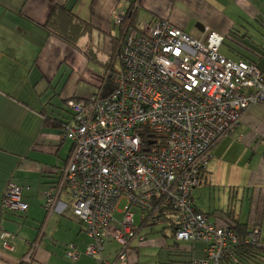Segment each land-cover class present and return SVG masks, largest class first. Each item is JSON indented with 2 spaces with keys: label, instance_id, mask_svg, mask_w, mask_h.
<instances>
[{
  "label": "built area",
  "instance_id": "obj_1",
  "mask_svg": "<svg viewBox=\"0 0 264 264\" xmlns=\"http://www.w3.org/2000/svg\"><path fill=\"white\" fill-rule=\"evenodd\" d=\"M124 15L116 14L114 23L120 25ZM222 42L221 34L206 28L196 37L166 19L142 20L122 34L117 66L104 78L108 87L105 80L98 92L66 100L71 119L61 125L59 139L72 147L60 180L44 191L43 207L49 213L61 195L68 196L89 238L85 254L98 264H114L102 255L107 240L122 246L115 256L120 261L132 240L145 241L136 215L142 224L171 215L176 241H202L203 257L189 264H224L239 242L233 228L210 221L191 197L213 145L244 110L264 103V68L226 57ZM1 206V212H25L22 188L8 182ZM10 237L0 225L6 250L12 249ZM259 240L254 227L246 241ZM37 245L29 244V256ZM64 256L77 260L79 251L69 243Z\"/></svg>",
  "mask_w": 264,
  "mask_h": 264
},
{
  "label": "crops",
  "instance_id": "obj_2",
  "mask_svg": "<svg viewBox=\"0 0 264 264\" xmlns=\"http://www.w3.org/2000/svg\"><path fill=\"white\" fill-rule=\"evenodd\" d=\"M58 5L91 25L75 45L45 25ZM184 7L198 21L200 34L206 28L229 36L235 51L223 48L222 54L234 60L243 56L264 68V0H0V225L11 233L12 245L6 250L0 243V264H98L85 254L89 238L68 196H61L49 213L43 207L44 191L62 174L72 147L70 140L59 139L61 124L71 119L65 100L84 97L78 90L81 82L91 85L93 94L98 92L97 73L89 61H100L104 68L117 52L122 27L114 23L116 14L135 9L134 21L166 19L185 31L186 24L176 16ZM99 50H107L102 60ZM114 62L115 56L110 67ZM55 104L63 110L61 115L55 114ZM8 182L23 188L25 212H1ZM212 189L226 196V207H211ZM191 197L196 208L219 225L233 221L247 236L259 227L264 244V103L244 110L236 127L213 145ZM137 226L146 239L132 240L124 261L115 260L117 248L104 249L103 257L114 264H136L139 248L157 243L142 231L146 226L140 228V221ZM35 242L36 250L29 256V244ZM69 242L79 251L77 260L64 256ZM173 243L196 259L204 255L201 241ZM159 244L167 254L165 242ZM166 259L156 262L164 264Z\"/></svg>",
  "mask_w": 264,
  "mask_h": 264
},
{
  "label": "trees",
  "instance_id": "obj_3",
  "mask_svg": "<svg viewBox=\"0 0 264 264\" xmlns=\"http://www.w3.org/2000/svg\"><path fill=\"white\" fill-rule=\"evenodd\" d=\"M135 11L136 10L134 9V11L129 10L127 12V14L125 13L123 20L120 24V26L122 27L121 36H120V38H118L116 46L119 45L122 34L124 33V31L126 30V28L128 26H133L136 28L139 26V23L141 21H134V18H133L135 15ZM59 21H61V22H59ZM45 25L47 27H51L54 30V33L56 35H58V37H60L62 40L69 43L70 45H75L76 39L78 37L85 35L91 29V25L89 24V22L83 21V20L77 18L71 12V9H68L66 6H59V5L54 6L52 8V10L49 12L48 19H47ZM74 28L77 32H74ZM228 39H229V36H226V35L223 36L222 50H223V47L225 49V46H226V48H230L231 50H233L232 45H230L226 42ZM113 40L114 39H112V41ZM113 46L115 48V44ZM115 51H116V49H115ZM115 51L112 52L110 58L106 62V66L104 67L105 72L102 75L95 76L97 87H99L100 84H103L105 82V80H106V82L104 83V85L106 88L108 87V80H107V78L106 79H104V78L106 76L108 68L110 67V63L115 56ZM233 51H235V50H233ZM242 58H241L242 60L250 61V59L247 60V58L245 59V57H243V56H242ZM250 62L255 63L253 60H251ZM65 102H66V100H65ZM60 178H61V175L57 178V180L59 181ZM19 187H21V186H19ZM231 222L232 223H230L229 221L226 220L223 223V225L231 227L237 232V234L239 236V242L234 246V248L231 251H229L227 253L226 257L224 258V260H225L224 264H264V244L261 242V237H260L259 242L256 244L248 243L246 241V238H247L246 233L245 232L242 233L241 230L238 229L236 224L233 223V221H231ZM154 223L164 224L168 228H170L171 237L174 239L173 232H174L175 225H174L173 218L171 217V215H169V216L162 215L159 222H147L144 224L140 223V228L142 226L144 227V226H148V225L154 224ZM134 224H135V221H134ZM136 229L139 230V227ZM177 242H179V241H177ZM179 246L176 243L164 245L166 250H168L167 254L169 256L166 259V261L164 262V264L165 263L166 264H189L193 259H196L189 254L188 250H186L185 248L181 249V248H179ZM129 247H131V243L129 244ZM121 248H122V246L119 245V247L116 250V254L118 253V251L122 250Z\"/></svg>",
  "mask_w": 264,
  "mask_h": 264
},
{
  "label": "rangeland",
  "instance_id": "obj_4",
  "mask_svg": "<svg viewBox=\"0 0 264 264\" xmlns=\"http://www.w3.org/2000/svg\"><path fill=\"white\" fill-rule=\"evenodd\" d=\"M176 16H178L183 21V23L186 24L185 25V27H186L185 31L187 33H189L193 36H196V37L201 35L200 32H198L197 29L195 28V25L198 23V21L193 17V14H191V11H189L188 8L184 7L180 11H177ZM139 18L141 19V17H139ZM115 35H116V32H115ZM233 37L236 38V36H233ZM226 42L228 44L232 45L231 41L227 40ZM222 46H223V43L220 47V51L222 50ZM99 47L100 46L97 45V49ZM225 48H226V46H225ZM106 52H107V50H105V51L99 50L98 51L99 54L97 56L99 58H101V60H102V58L107 55ZM115 55H116V53H115ZM99 62L89 61V65H90L91 69L93 70V72H96L97 75H102L105 72V68H103L101 63H99ZM114 66L115 67L117 66V61L114 62ZM93 89L94 88L91 85H89L87 83H83V82H81L79 84V87H78L79 93L83 94L84 97H88V96L92 95ZM57 103L60 104L59 101ZM53 110L55 111L56 115H59V114L61 115V113L63 111V110H60L59 108H56V104H55ZM61 196H63V195H61ZM208 197L211 200V207H213L214 205H216V207L217 206L218 207L219 206L220 207H226L227 206L226 196L223 197L222 192H219L217 190L213 191V189H212L208 193ZM219 197H220V199H219ZM196 199H198V198H196ZM204 202H206V200ZM124 203H125L124 200L120 201L117 204V208L121 209ZM235 204H236V200H235ZM114 215H115L116 219H120V217H121V214L117 213V211L114 212ZM135 224L136 225L139 224L137 215L135 216ZM142 229H143L142 231H146L148 238H150L149 240L154 239V241H156L157 243H155L154 246L140 247L139 248V260L136 264H159L160 262L158 263V262H156V260H163V259L165 260L167 257L166 251L160 247L159 243L165 242L166 245L173 243L174 240L171 237V230L166 225L159 224V223L150 224V225H148ZM69 243H67V244H69ZM65 247H66V244H65ZM118 247H119V244L115 240L105 241L104 249H106V252H108V250L115 249ZM85 249H86V247H85ZM83 252H84V250H83ZM130 252H131V249L128 251L127 254H129ZM153 252L156 255L152 258L151 256H152Z\"/></svg>",
  "mask_w": 264,
  "mask_h": 264
},
{
  "label": "water",
  "instance_id": "obj_5",
  "mask_svg": "<svg viewBox=\"0 0 264 264\" xmlns=\"http://www.w3.org/2000/svg\"><path fill=\"white\" fill-rule=\"evenodd\" d=\"M197 26V25H196Z\"/></svg>",
  "mask_w": 264,
  "mask_h": 264
}]
</instances>
